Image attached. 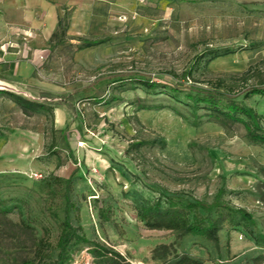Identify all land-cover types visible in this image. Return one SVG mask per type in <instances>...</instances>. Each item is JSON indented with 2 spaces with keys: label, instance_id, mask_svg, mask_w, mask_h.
Here are the masks:
<instances>
[{
  "label": "rangeland",
  "instance_id": "1",
  "mask_svg": "<svg viewBox=\"0 0 264 264\" xmlns=\"http://www.w3.org/2000/svg\"><path fill=\"white\" fill-rule=\"evenodd\" d=\"M90 1L105 10L97 28L80 42L55 43L40 65L61 87L33 96L11 89L52 114H24L0 94V264L55 260L65 216L89 241L69 243V264H103L86 248L93 243L131 264H172L181 254L253 264L264 254V145L249 141L240 122L227 129L204 109L196 117L173 87L222 81L238 94L264 82V0ZM84 41L94 44L80 48ZM147 79L157 87L145 88ZM243 102L264 115V97ZM169 194L218 200L200 210L225 213L218 241L137 218Z\"/></svg>",
  "mask_w": 264,
  "mask_h": 264
},
{
  "label": "trees",
  "instance_id": "2",
  "mask_svg": "<svg viewBox=\"0 0 264 264\" xmlns=\"http://www.w3.org/2000/svg\"><path fill=\"white\" fill-rule=\"evenodd\" d=\"M94 42L84 41L80 48L88 47ZM227 53H222L225 55ZM213 55L210 59L215 58ZM141 84L147 89H154L157 83L150 79L141 80ZM212 89H198L193 86H188L185 89L174 86L173 90L177 92H184V97L189 100L193 114L198 117L197 110H206L208 119L219 123L221 126L229 129L231 126L240 122L245 128V137L257 144L264 145V134L262 133V121L264 115L255 111V109L243 102L253 95L264 97V82L260 81L258 84L250 85L244 88L240 93L242 94L241 100H236L238 94L230 93L229 90L222 88L224 83L218 81ZM0 94L7 95L14 103H16L24 114L32 112H49L52 114L53 108L44 102L31 100L25 98L17 93L0 89ZM144 109L151 107H142ZM141 144V143H140ZM139 143H134L131 146H137ZM220 206L218 200L211 203H206L201 200L193 199L188 200L181 195L169 194L164 195V199H156L153 203L143 205L137 212V218L144 222L150 229H164L169 231H176L179 234L186 235H199L214 243L218 241L217 232L221 228L226 219L225 213H219L216 217L212 218L208 215H202L200 210L209 212ZM227 210L237 213L242 220L251 222L250 215L239 207H232L225 205ZM0 211L4 209L0 208ZM5 212V211H4ZM72 241H80L89 244V241L83 234L78 235L76 228L70 223L68 216L63 220V228L57 241L58 252L55 260L42 262L41 264H69L72 259L73 252L68 249L69 243ZM90 249L92 254L99 256L103 264H131L115 250L106 247L103 244H95L86 246ZM159 248H166L162 244ZM177 258L172 264H202L201 260L191 257L186 254L175 255ZM253 264H262L264 261V254H260L253 259ZM19 264H29L28 261H22Z\"/></svg>",
  "mask_w": 264,
  "mask_h": 264
},
{
  "label": "crops",
  "instance_id": "3",
  "mask_svg": "<svg viewBox=\"0 0 264 264\" xmlns=\"http://www.w3.org/2000/svg\"><path fill=\"white\" fill-rule=\"evenodd\" d=\"M104 11L90 0H0V89L33 96L61 87L40 65L55 43L87 38Z\"/></svg>",
  "mask_w": 264,
  "mask_h": 264
},
{
  "label": "built area",
  "instance_id": "4",
  "mask_svg": "<svg viewBox=\"0 0 264 264\" xmlns=\"http://www.w3.org/2000/svg\"><path fill=\"white\" fill-rule=\"evenodd\" d=\"M40 58H42V56H40ZM35 176H36L37 178H40V177H42V175H41V174H35Z\"/></svg>",
  "mask_w": 264,
  "mask_h": 264
}]
</instances>
